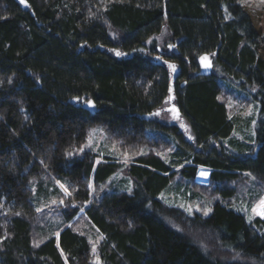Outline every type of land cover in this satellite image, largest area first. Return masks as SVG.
<instances>
[{
  "label": "trees",
  "instance_id": "obj_1",
  "mask_svg": "<svg viewBox=\"0 0 264 264\" xmlns=\"http://www.w3.org/2000/svg\"><path fill=\"white\" fill-rule=\"evenodd\" d=\"M24 2L0 0V264H264V217L230 209L244 176L264 193V0ZM96 127L117 158L84 149ZM117 169L131 192H100ZM178 174L208 215L158 199Z\"/></svg>",
  "mask_w": 264,
  "mask_h": 264
},
{
  "label": "rangeland",
  "instance_id": "obj_2",
  "mask_svg": "<svg viewBox=\"0 0 264 264\" xmlns=\"http://www.w3.org/2000/svg\"><path fill=\"white\" fill-rule=\"evenodd\" d=\"M239 106V103L236 102H229V106ZM171 106V112L169 113L168 118L161 122L167 125L174 126L180 133L181 137L184 141L190 143L192 139H190V135L187 129V125L184 121H178V118L175 119L171 113H173ZM254 111H249L246 114L247 117L254 116ZM177 120V122H174ZM254 126L250 128H245L244 133L234 132L229 139L221 140L222 145L229 144L232 139H237L239 144H241L240 148L243 150L244 145H253L255 143V135L253 133ZM164 133H167L164 131ZM192 138V137H191ZM169 143H171V147L168 149H160L155 150L158 154H164V157H168L174 150H176L177 139L174 135H169V138H166ZM231 148V147H230ZM84 149L92 151L93 153H97L101 158L102 157H110V158H117L118 157V146L115 142H109L106 139L105 133L101 132V130L96 127L91 129L86 143L84 145ZM231 149L227 148V151ZM160 151V152H159ZM234 151V150H233ZM237 152V151H236ZM234 151V153H236ZM121 162V161H120ZM125 165L124 162H121ZM208 171L201 169L200 173L196 176V180L200 185H207L208 179L207 175ZM181 175L178 174L175 176L174 180L159 194L158 199L162 201L164 204L175 207L187 215H193L197 213L199 208L203 206L207 209V214L210 213V209L208 204L205 202L203 198V194H201L200 190L194 191L190 188V182L188 180H182ZM54 183L58 185V180L52 178ZM207 179V180H206ZM45 181V180H44ZM51 181V180H50ZM100 192L112 193V192H125L130 193L132 190V180L123 172V170H118L106 178V185H102L100 183ZM92 186V183H91ZM31 188L35 192V188L31 185ZM214 196L220 198L221 195L216 193ZM234 196H236L234 198ZM232 198L239 200L238 204L234 205L230 209L236 211L243 215L247 222L251 221L252 216L264 217V215L258 214L260 212H264V205L261 204V201H264V193L261 192L259 186L257 185L256 181L250 178L249 176H244L242 179V185L239 190L235 193ZM242 199V201H240ZM54 201V202H53ZM53 201H48L47 203L56 205L58 200L53 199ZM207 205V206H206ZM256 206H262L256 209ZM43 205L39 208L41 209ZM256 209V211H254ZM81 217V216H80ZM80 228L85 230V236L88 240L90 249L92 253H96L97 245L101 239L100 234L98 233L97 229L93 227L84 217L80 218ZM94 264H101L100 261L95 257L93 260Z\"/></svg>",
  "mask_w": 264,
  "mask_h": 264
},
{
  "label": "water",
  "instance_id": "obj_3",
  "mask_svg": "<svg viewBox=\"0 0 264 264\" xmlns=\"http://www.w3.org/2000/svg\"><path fill=\"white\" fill-rule=\"evenodd\" d=\"M19 1L21 2V0H19ZM22 4H23L24 7L27 6L25 2L22 3ZM211 69H212V65H211L210 61L205 59V60L201 61V63H200V73H199V75H201V76H209L210 73H211ZM90 110H92V106H90ZM172 110H173L174 115H175L174 118L175 119L179 118V112L177 111V108L172 107ZM144 118L146 120H148L149 116L146 115Z\"/></svg>",
  "mask_w": 264,
  "mask_h": 264
},
{
  "label": "snow or ice",
  "instance_id": "obj_4",
  "mask_svg": "<svg viewBox=\"0 0 264 264\" xmlns=\"http://www.w3.org/2000/svg\"><path fill=\"white\" fill-rule=\"evenodd\" d=\"M21 2L24 3V0H21ZM119 54L120 53H117V55H119ZM201 59L204 60V59H206V57H202ZM169 67L173 68V70H174L175 66L174 65H169ZM261 204L264 205V201H261ZM254 211H256V209H254ZM205 214H207V213H205ZM258 214L264 215V212H260Z\"/></svg>",
  "mask_w": 264,
  "mask_h": 264
},
{
  "label": "flooded vegetation",
  "instance_id": "obj_5",
  "mask_svg": "<svg viewBox=\"0 0 264 264\" xmlns=\"http://www.w3.org/2000/svg\"><path fill=\"white\" fill-rule=\"evenodd\" d=\"M172 114V116L174 117L175 115H174V112L173 113H171Z\"/></svg>",
  "mask_w": 264,
  "mask_h": 264
}]
</instances>
